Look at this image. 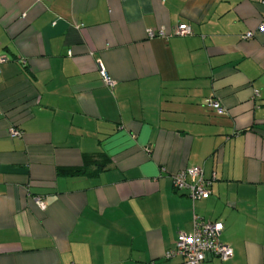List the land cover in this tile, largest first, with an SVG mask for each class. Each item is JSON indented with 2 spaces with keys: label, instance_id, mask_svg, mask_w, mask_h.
Listing matches in <instances>:
<instances>
[{
  "label": "crops",
  "instance_id": "obj_1",
  "mask_svg": "<svg viewBox=\"0 0 264 264\" xmlns=\"http://www.w3.org/2000/svg\"><path fill=\"white\" fill-rule=\"evenodd\" d=\"M262 21L258 0H0V264H183L194 220L232 250L205 264H264ZM193 166L195 201L172 185Z\"/></svg>",
  "mask_w": 264,
  "mask_h": 264
},
{
  "label": "built area",
  "instance_id": "obj_2",
  "mask_svg": "<svg viewBox=\"0 0 264 264\" xmlns=\"http://www.w3.org/2000/svg\"><path fill=\"white\" fill-rule=\"evenodd\" d=\"M260 4L264 5V0H258ZM259 30H264V21H262ZM192 30L187 24L177 25L172 32L166 33L164 30H159L156 34L149 32V37L159 36L168 38L169 36H188L191 35ZM252 32L244 34V39H250ZM4 55H0V64L6 62ZM100 75L103 82L109 88H113L115 82L106 74L100 67ZM208 107L213 109L218 114H223L224 109L220 102L214 98L206 100ZM21 132L17 129L11 128L9 136L11 138L19 137ZM213 179H206L203 175V170L199 166L187 167L181 169L172 175L173 189L176 191H186L187 196L192 200H199L207 197L210 194V186ZM37 205L44 208L43 202L40 198L36 199ZM223 229L220 222L216 223H199L193 221V230L191 233H179L177 235L175 248L173 251L167 252L166 257L170 258L178 255L183 258V264H205L207 254L217 256L221 261H226L232 256L230 247L219 242V235Z\"/></svg>",
  "mask_w": 264,
  "mask_h": 264
},
{
  "label": "trees",
  "instance_id": "obj_3",
  "mask_svg": "<svg viewBox=\"0 0 264 264\" xmlns=\"http://www.w3.org/2000/svg\"><path fill=\"white\" fill-rule=\"evenodd\" d=\"M87 166L88 164L85 166V168L83 169H78V168H72V169H62L59 170V173H62L64 175H69V176H76V175H80V174H88L87 173Z\"/></svg>",
  "mask_w": 264,
  "mask_h": 264
}]
</instances>
